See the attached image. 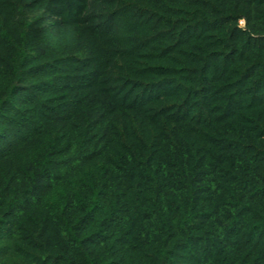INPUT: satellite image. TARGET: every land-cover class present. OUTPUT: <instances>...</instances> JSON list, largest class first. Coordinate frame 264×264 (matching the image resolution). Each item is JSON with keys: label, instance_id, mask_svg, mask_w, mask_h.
Instances as JSON below:
<instances>
[{"label": "trees", "instance_id": "1", "mask_svg": "<svg viewBox=\"0 0 264 264\" xmlns=\"http://www.w3.org/2000/svg\"><path fill=\"white\" fill-rule=\"evenodd\" d=\"M0 264H264V0H0Z\"/></svg>", "mask_w": 264, "mask_h": 264}]
</instances>
